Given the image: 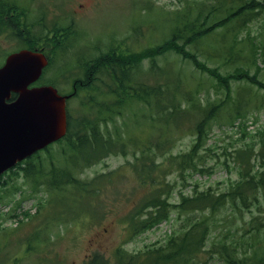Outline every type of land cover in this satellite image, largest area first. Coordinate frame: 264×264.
<instances>
[{
    "label": "trees",
    "instance_id": "trees-1",
    "mask_svg": "<svg viewBox=\"0 0 264 264\" xmlns=\"http://www.w3.org/2000/svg\"><path fill=\"white\" fill-rule=\"evenodd\" d=\"M12 5L0 0V13H8L0 14V29L9 27L16 37H24L26 47L40 48L49 41L65 51L72 42L69 38L75 32L71 26L53 24L49 28L42 24L37 32L31 31L11 14L18 11ZM182 7L173 17L168 37L153 47L127 52L112 45L96 55L81 56L78 63L85 79L81 86L76 84V92L67 100L65 134L42 150L46 157L40 159L37 151L16 163L21 172L0 184L2 190L9 180L21 176L28 181L29 191L24 190V194L42 188L49 196L54 207L50 221L84 228L108 212L102 192L112 172L92 178L80 173L108 154H126L132 149L134 156L127 164L136 174L135 183L124 197L137 187L145 188V192L123 218L128 237L154 227L172 210L184 217L161 245L134 252L119 245L109 255L93 251L83 264H264V242L259 239L242 234L235 237L231 229L219 236L210 235V216L221 207L231 206L232 211L250 206L262 209L264 166L253 171L247 156L239 163L241 178L226 189L215 192L211 187H194L188 194L179 190L175 202L170 201L172 192L163 182V172H170L173 165L187 173L211 172L209 168L203 170L199 161L205 159L200 149L213 122L223 114L233 122L244 115L247 105L258 107L264 98V73L258 66L264 49L247 30L264 13V0H191ZM145 58L147 64L142 67ZM195 72L208 79L195 76ZM47 83L56 85L52 80ZM73 99H78L79 108L72 105ZM130 102L140 106V112L133 114V124L150 129V137L137 139L129 129L126 134L123 130L110 131L109 121L121 115ZM181 132L193 136L190 147L165 158ZM54 144L59 149L50 152ZM258 155L263 157L264 151ZM8 174L4 172L0 179ZM9 188L11 193L21 190L17 182ZM191 212L199 215L191 216ZM261 223L254 221L250 226L259 230ZM36 233L40 235L38 228Z\"/></svg>",
    "mask_w": 264,
    "mask_h": 264
},
{
    "label": "rangeland",
    "instance_id": "rangeland-1",
    "mask_svg": "<svg viewBox=\"0 0 264 264\" xmlns=\"http://www.w3.org/2000/svg\"><path fill=\"white\" fill-rule=\"evenodd\" d=\"M4 1L13 3L12 6L18 11L11 14L19 17V24H25L31 31L37 32L42 24L47 27L54 24L55 27L71 26L75 32L73 35L77 33L78 38L75 40L72 35V42L66 46L65 51L60 47L56 48L55 44L49 41L47 46H43L50 61L43 80H52L67 93L72 90L74 78L85 77L84 70L78 63V52L81 55H96L107 51L112 45L124 51L128 50L127 52L153 47L168 37L176 12L191 0H95L92 5L88 0ZM79 2L84 4L85 9L78 7ZM74 13L76 14L72 16ZM247 30L260 44L261 49H264V13L254 19ZM51 38L49 35L48 39ZM24 40V37H16L9 27L3 28L0 34V64L7 53L26 47ZM168 55L175 59L172 54ZM161 58H158L157 62H160ZM146 64L145 58L141 65L145 67ZM258 66L264 73L263 55L259 57ZM195 76L204 75L195 72ZM211 92L214 96L213 90ZM79 104L78 99L72 100L73 106L79 108ZM254 105H247L244 115L235 118L233 122H229L227 114H223L211 125L205 144L200 149L205 159L203 162L199 161L203 170L209 168L211 172L187 173L180 171L176 165L171 167L170 172H163V182H167V188L172 192L169 197L171 202L178 200L179 190L188 194L194 187H211L215 192L226 189L232 181L241 178L239 163L247 156L253 164V171L264 166V155H258L264 151V98L258 107ZM139 107L138 103H128L122 109L121 115H116L113 122L109 121L110 131L113 133L123 130V134H126L129 129V133L136 135L137 139L150 137V129L144 125L138 128L137 124H133V114ZM116 127L118 128L115 129ZM192 140L190 133L177 134L174 146L165 154V158L186 151ZM57 149L59 147L54 144L50 152ZM132 152L129 148L126 154H108L80 173L81 177L92 178L102 172H112L102 192L109 210L102 219L84 228L73 226L70 222L60 226L55 220L50 221L54 207L50 204L47 193L39 188L40 190L26 195L23 191H29L27 180L21 176H18L16 181L9 180L6 187L2 190L0 188V264H83L93 251L109 255L119 245L134 252L165 243L166 238L179 228L184 217L177 215L174 210L168 213L167 219L132 238L128 237L125 230L123 218L133 210L135 202L145 192V188L137 187L132 195L124 197L128 192L127 188L135 183L136 174L127 164L133 159ZM46 156L45 151L39 152L40 159ZM20 172V169L14 167L11 172H7V176L0 179V184L5 178ZM16 182L21 190L11 193L9 187L16 185ZM117 196L121 197L117 199ZM261 206V210L257 206H250L239 211H232L231 206L221 207L210 216V235L219 236L231 229L235 237L238 234L251 235L256 241L259 239L264 242V204ZM26 213L29 215L26 216ZM190 215L195 217L199 213L191 212ZM83 218L86 219V216ZM258 220L263 223L258 226L259 230L251 228L250 225ZM45 222L48 224L44 225ZM37 228L40 235L35 234Z\"/></svg>",
    "mask_w": 264,
    "mask_h": 264
},
{
    "label": "water",
    "instance_id": "water-1",
    "mask_svg": "<svg viewBox=\"0 0 264 264\" xmlns=\"http://www.w3.org/2000/svg\"><path fill=\"white\" fill-rule=\"evenodd\" d=\"M46 63L43 53L23 48L0 66V173L65 133L68 96L52 85L29 87Z\"/></svg>",
    "mask_w": 264,
    "mask_h": 264
},
{
    "label": "flooded vegetation",
    "instance_id": "flooded-vegetation-1",
    "mask_svg": "<svg viewBox=\"0 0 264 264\" xmlns=\"http://www.w3.org/2000/svg\"><path fill=\"white\" fill-rule=\"evenodd\" d=\"M88 1H89V3H91V5L95 3V0H88ZM78 7H80L81 10L85 9L84 4L81 3V2L78 3ZM75 12H76V11H75ZM1 14H2V15H5L6 13H1ZM75 14H76V13H74L72 16H74Z\"/></svg>",
    "mask_w": 264,
    "mask_h": 264
}]
</instances>
